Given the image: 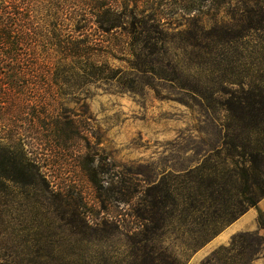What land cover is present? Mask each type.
<instances>
[{
	"label": "rangeland",
	"instance_id": "obj_1",
	"mask_svg": "<svg viewBox=\"0 0 264 264\" xmlns=\"http://www.w3.org/2000/svg\"><path fill=\"white\" fill-rule=\"evenodd\" d=\"M60 1L37 21L41 75L0 62V264H207L220 246L185 245L237 206L226 101L264 108V0Z\"/></svg>",
	"mask_w": 264,
	"mask_h": 264
},
{
	"label": "trees",
	"instance_id": "obj_2",
	"mask_svg": "<svg viewBox=\"0 0 264 264\" xmlns=\"http://www.w3.org/2000/svg\"><path fill=\"white\" fill-rule=\"evenodd\" d=\"M45 1L0 0V62L9 60L14 63H24L30 67L28 70L32 77L41 75L38 72L37 46L40 45L43 37L37 21L42 20L43 12L58 17L63 10L60 0ZM106 6L105 3H101L98 8L104 9ZM58 71L59 69H57V77L60 78L62 75ZM110 71L113 70L106 65L93 64L86 65L82 70L89 78L105 81L111 79ZM47 73L51 74L49 70ZM241 94L243 97L230 96L232 100L226 101V112L242 127H239V130L233 129L231 134H226L223 142V151L233 160L234 176L240 187L234 201L237 206L231 213L229 208L222 207L214 211L215 215H206L204 223L197 224V228L190 231L192 237L185 245V249L189 252L196 253L249 209H257L258 203L264 198V127H262L264 108H256L257 102L252 99L250 90L242 89ZM220 153L222 152H218ZM257 223L260 229H264V211L258 210ZM154 229L156 227L145 225L143 230H139L135 235L142 236L135 245L141 247V244H146L150 240L148 234ZM137 250H142L148 256H154L151 255L154 248L149 249L148 245ZM262 255H264V236L257 232H241L232 236L228 246H220L212 252L207 264H212L214 258L222 261V264H254ZM156 260L158 262L155 264H160V259L152 258L153 262ZM169 264H185V261L173 258Z\"/></svg>",
	"mask_w": 264,
	"mask_h": 264
},
{
	"label": "crops",
	"instance_id": "obj_3",
	"mask_svg": "<svg viewBox=\"0 0 264 264\" xmlns=\"http://www.w3.org/2000/svg\"><path fill=\"white\" fill-rule=\"evenodd\" d=\"M258 210L264 211V198L258 203L257 209L251 208L244 215H242L238 220L233 222L231 225L227 226L220 234L214 237L205 247L207 250H213L216 247L227 244L233 235L240 232L247 231H260L261 234L263 230L258 227L257 214ZM201 254V255H200ZM206 255L202 254L200 250L193 257V262L199 263L201 259Z\"/></svg>",
	"mask_w": 264,
	"mask_h": 264
}]
</instances>
